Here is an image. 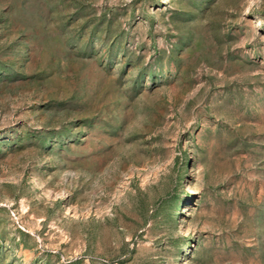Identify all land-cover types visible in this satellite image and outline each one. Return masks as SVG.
<instances>
[{
	"label": "rangeland",
	"instance_id": "rangeland-1",
	"mask_svg": "<svg viewBox=\"0 0 264 264\" xmlns=\"http://www.w3.org/2000/svg\"><path fill=\"white\" fill-rule=\"evenodd\" d=\"M0 264H264V0H0Z\"/></svg>",
	"mask_w": 264,
	"mask_h": 264
}]
</instances>
